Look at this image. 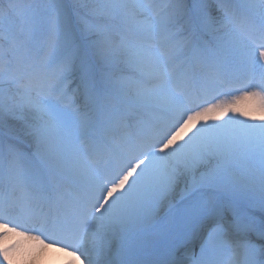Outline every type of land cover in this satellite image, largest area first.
<instances>
[{
	"label": "snow or ice",
	"instance_id": "6c2138e0",
	"mask_svg": "<svg viewBox=\"0 0 264 264\" xmlns=\"http://www.w3.org/2000/svg\"><path fill=\"white\" fill-rule=\"evenodd\" d=\"M0 264H264V0H0Z\"/></svg>",
	"mask_w": 264,
	"mask_h": 264
}]
</instances>
